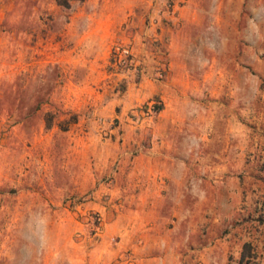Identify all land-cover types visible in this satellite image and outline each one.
<instances>
[{
	"label": "rangeland",
	"instance_id": "1",
	"mask_svg": "<svg viewBox=\"0 0 264 264\" xmlns=\"http://www.w3.org/2000/svg\"><path fill=\"white\" fill-rule=\"evenodd\" d=\"M0 264H264V0H0Z\"/></svg>",
	"mask_w": 264,
	"mask_h": 264
},
{
	"label": "crops",
	"instance_id": "2",
	"mask_svg": "<svg viewBox=\"0 0 264 264\" xmlns=\"http://www.w3.org/2000/svg\"><path fill=\"white\" fill-rule=\"evenodd\" d=\"M123 176V178L128 182V187L129 189H131V194H132V201L136 202L134 205V212L139 213L141 212V210H145L147 209L148 212H155L157 210L156 206L153 205H149L146 204L145 205V201L143 200V203H139L138 199L142 200L143 196L141 195V197H138V193L137 192H141L144 193L145 191H147V184L146 182L148 181V179L151 178V176L145 174V173H141V172H136L135 170L133 172H129L126 176L121 175L120 173H116L114 174V179L117 181L119 178H121ZM115 181V182H116ZM125 189H121L120 186L117 184L115 185V187L112 189L111 194L113 195H122L123 191ZM144 190V191H143ZM146 244H144L145 246Z\"/></svg>",
	"mask_w": 264,
	"mask_h": 264
},
{
	"label": "trees",
	"instance_id": "3",
	"mask_svg": "<svg viewBox=\"0 0 264 264\" xmlns=\"http://www.w3.org/2000/svg\"><path fill=\"white\" fill-rule=\"evenodd\" d=\"M245 247H246V245H245Z\"/></svg>",
	"mask_w": 264,
	"mask_h": 264
}]
</instances>
